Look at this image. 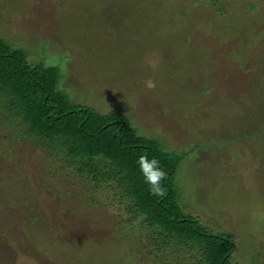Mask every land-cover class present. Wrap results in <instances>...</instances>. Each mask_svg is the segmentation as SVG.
Wrapping results in <instances>:
<instances>
[{"label":"rangeland","instance_id":"obj_1","mask_svg":"<svg viewBox=\"0 0 264 264\" xmlns=\"http://www.w3.org/2000/svg\"><path fill=\"white\" fill-rule=\"evenodd\" d=\"M201 2L0 0V37L182 154V210L234 238V264H264V0ZM17 128L0 120V264H131L114 197L91 206Z\"/></svg>","mask_w":264,"mask_h":264},{"label":"trees","instance_id":"obj_2","mask_svg":"<svg viewBox=\"0 0 264 264\" xmlns=\"http://www.w3.org/2000/svg\"><path fill=\"white\" fill-rule=\"evenodd\" d=\"M204 1L224 13L220 0ZM28 59L25 49L0 37V120L18 127L16 138L43 153L55 177L61 173L83 187L91 206H106V198L114 197L112 205L127 219L117 225L118 244L131 264H234V238L206 229L182 210V154L166 150L165 142L144 134L125 114L75 103L61 89V68L31 66ZM144 154L167 172L162 196L149 192L140 172L137 161Z\"/></svg>","mask_w":264,"mask_h":264},{"label":"clouds","instance_id":"obj_3","mask_svg":"<svg viewBox=\"0 0 264 264\" xmlns=\"http://www.w3.org/2000/svg\"><path fill=\"white\" fill-rule=\"evenodd\" d=\"M140 172L145 183L149 186V192L155 196H162L165 193L164 181L167 172L160 167V161L153 157L149 159L147 154L141 155L137 161Z\"/></svg>","mask_w":264,"mask_h":264}]
</instances>
